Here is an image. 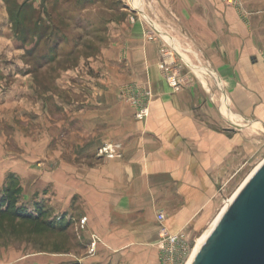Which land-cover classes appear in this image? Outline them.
<instances>
[{
    "label": "crops",
    "instance_id": "1",
    "mask_svg": "<svg viewBox=\"0 0 264 264\" xmlns=\"http://www.w3.org/2000/svg\"><path fill=\"white\" fill-rule=\"evenodd\" d=\"M131 1L140 20L130 22L136 12L125 5L127 0H117L119 5L108 8L99 52L81 58L93 71L101 66V75L65 72L56 79L59 89L75 94L85 87L87 100L67 103L48 92L55 111L60 110L53 125H69L78 154L79 139L85 138V154L92 163L75 164L79 155L73 150L63 153L58 146L53 169L19 172L9 159H0V192L10 171L19 178L21 200L45 201L50 196L47 183L34 180L40 174L52 182L57 218L70 226H80L85 218V246L91 252L69 262L159 264L157 213H163L170 232L208 220L217 205V177L238 155L253 156V125H264V0ZM94 2L0 0V82L11 75L25 81L31 76L22 56L34 45L19 41L17 14L59 33L53 20L59 5L73 9ZM28 20L20 32H26ZM145 28L162 32L181 52L188 81L183 89L172 92L168 87L158 67L159 42L145 40ZM132 85L153 94L144 120L134 117V108L125 100L124 90ZM34 96L39 97L26 83L0 86V107ZM224 98L223 110L227 108L224 112L234 121L222 116ZM62 109L70 111L68 122L61 121ZM0 264L46 262L18 254Z\"/></svg>",
    "mask_w": 264,
    "mask_h": 264
},
{
    "label": "rangeland",
    "instance_id": "2",
    "mask_svg": "<svg viewBox=\"0 0 264 264\" xmlns=\"http://www.w3.org/2000/svg\"><path fill=\"white\" fill-rule=\"evenodd\" d=\"M116 1L95 0L92 4L88 3L83 7H73V9L62 3L58 7L60 12L56 13L53 19L59 26V33L49 32L46 37L38 42L37 34L25 37L26 43L30 46L37 43L35 48H30L22 56L25 65L23 68L24 70L28 69L31 76L25 81L21 78L14 79L11 75L5 77L6 81L0 82L1 88H8L16 84L20 86L25 83L29 84L39 96L23 99L16 106L0 107V159H9L10 166L17 168L19 172L21 169L38 172L40 168L43 169L45 166L48 169H53L54 150L58 147H61L63 153L69 154L73 150L76 155H79L80 157L77 156L74 161L75 164L92 163V160H87L90 158V154H85L88 151L85 138L79 139L82 144L78 154L77 147L71 141L69 125H53L55 120L60 119V116H57L60 110L55 111L53 100L48 92L61 95L67 103H82L87 100V95H84L88 93L85 87L81 88L82 94H75L68 89H59L56 79L61 73L65 72L83 75L89 73L88 75H90V73L93 74L96 71L100 73L96 76L101 75V66H95L93 71L91 66L86 65L88 62L81 63V58H88L97 55L99 52L105 38V24L109 18L108 8L119 5ZM25 20H28V18ZM29 20L28 24L32 22ZM17 37L21 41L24 35L19 33ZM42 54H46V56L41 58ZM13 69L14 71H20V66H14ZM13 69L11 67V70ZM22 109L26 110L23 115H21ZM61 113V121L63 123L68 122L70 119L69 109L67 111L62 109ZM29 116L30 119H28ZM222 116L226 119H229V117L234 118L230 116L228 111L224 112L223 108ZM232 121L234 120L232 119ZM253 127V156L244 159L242 155H238L231 167H227L221 172V176L217 177V205L215 210L211 212L209 219L204 222L199 220L195 224L189 223L184 226L190 232V237L194 242L199 237L207 235L228 202L264 160V125L256 124ZM75 139L76 136L73 140ZM20 157L27 158V160L21 161ZM67 159H69V156H67ZM19 164L22 167H19ZM8 174H10V171ZM11 174L14 173L11 172ZM38 179H42L44 183H47L45 184L48 187L46 191L50 196L42 202H36L33 199L27 201L22 199L21 202L26 204L31 211L34 210L36 205H41L50 211L51 219H56L57 216L53 212L52 182L48 178L43 180L40 174L36 175L35 182ZM37 195L38 192L35 198H37ZM84 221L85 218L80 220V226L68 225L63 233L48 235L47 237H33L30 242L17 240L5 233L0 238V262L12 255L19 254L36 255L46 264H61L73 260V257L77 255H89L90 250L85 246L89 242L88 237L87 234H84L82 228ZM34 241L37 243H34ZM56 245L63 249L62 253L53 251Z\"/></svg>",
    "mask_w": 264,
    "mask_h": 264
},
{
    "label": "water",
    "instance_id": "3",
    "mask_svg": "<svg viewBox=\"0 0 264 264\" xmlns=\"http://www.w3.org/2000/svg\"><path fill=\"white\" fill-rule=\"evenodd\" d=\"M190 264H264V160L228 202Z\"/></svg>",
    "mask_w": 264,
    "mask_h": 264
},
{
    "label": "built area",
    "instance_id": "4",
    "mask_svg": "<svg viewBox=\"0 0 264 264\" xmlns=\"http://www.w3.org/2000/svg\"><path fill=\"white\" fill-rule=\"evenodd\" d=\"M130 10L136 14L129 16V21L140 20L138 9H134L131 0H127ZM143 38L147 41H158V67L172 92L183 89L188 81L183 74L185 64L181 52L175 48L165 37V35L155 29L145 28ZM125 100L134 108V117L138 120H144L149 114V104L152 99L150 90L140 89L135 85L129 86L124 90ZM227 107L226 99H223L222 108ZM227 109V108H226ZM112 156V153H106ZM165 216L163 213H157L158 222V240L156 242L159 264H190L192 252L195 245L194 240L190 237V232L184 227L176 232H170L163 224Z\"/></svg>",
    "mask_w": 264,
    "mask_h": 264
},
{
    "label": "trees",
    "instance_id": "5",
    "mask_svg": "<svg viewBox=\"0 0 264 264\" xmlns=\"http://www.w3.org/2000/svg\"><path fill=\"white\" fill-rule=\"evenodd\" d=\"M17 7H15V10ZM15 30L24 35L21 40L25 41L26 36L37 34V42L47 36L49 30L44 25L38 26L36 21L30 20L26 32H20L23 26V20L18 14L15 16ZM17 33V35H19ZM37 44V43H36ZM36 44L32 47L35 48ZM53 48V47H52ZM28 55V54H27ZM46 54L40 56L43 58ZM21 186L19 179L14 174H8L5 186L0 192V238L5 233L9 236L23 241H31L33 237H47L48 235L63 233L69 223H64L61 219H51L50 211L36 205L31 211L26 204L21 202ZM34 243H37L34 241ZM62 248L56 245L53 248L55 253H62ZM65 264H82L78 261H72Z\"/></svg>",
    "mask_w": 264,
    "mask_h": 264
},
{
    "label": "bare ground",
    "instance_id": "6",
    "mask_svg": "<svg viewBox=\"0 0 264 264\" xmlns=\"http://www.w3.org/2000/svg\"><path fill=\"white\" fill-rule=\"evenodd\" d=\"M224 110H226V109H224ZM229 119H230V117H229ZM208 233H207V235H208ZM207 235L204 236V237H199L198 239H196V242H195V245H194V248H193V252H192V258L194 257L195 253L197 252V250L199 249V247L201 246V244L203 243V241L205 240V238L207 237Z\"/></svg>",
    "mask_w": 264,
    "mask_h": 264
}]
</instances>
